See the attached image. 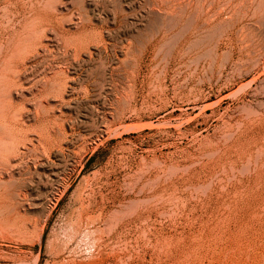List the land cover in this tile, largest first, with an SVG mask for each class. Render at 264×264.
Masks as SVG:
<instances>
[{
    "label": "rangeland",
    "instance_id": "obj_1",
    "mask_svg": "<svg viewBox=\"0 0 264 264\" xmlns=\"http://www.w3.org/2000/svg\"><path fill=\"white\" fill-rule=\"evenodd\" d=\"M178 1L0 0V264H264V0Z\"/></svg>",
    "mask_w": 264,
    "mask_h": 264
},
{
    "label": "bare ground",
    "instance_id": "obj_2",
    "mask_svg": "<svg viewBox=\"0 0 264 264\" xmlns=\"http://www.w3.org/2000/svg\"><path fill=\"white\" fill-rule=\"evenodd\" d=\"M178 1V0H177ZM168 2V1H167ZM179 2V1H178ZM163 4V3H162ZM172 6V5H171ZM151 7V6H150ZM168 8V7H167ZM117 9V8H116ZM5 10V9H4ZM163 14V13H162ZM100 18V17H99ZM85 21V20H84ZM88 21V20H87ZM50 31V30H49ZM58 36V35H57ZM57 42V41H56ZM32 43V42H31ZM73 45V44H72ZM12 54V53H11ZM12 56V55H11ZM16 56V55H15ZM1 64V63H0ZM5 64V63H4ZM15 64V63H14ZM9 68V67H8ZM5 70V69H4ZM20 71V70H19ZM69 71V70H68ZM59 72V71H58ZM62 72V71H61ZM59 74V73H58ZM62 74V73H61ZM67 76V75H66ZM55 78V77H54ZM5 80V79H4ZM49 80V79H48ZM43 81V80H42ZM10 83V82H9ZM52 83V82H51ZM60 83V82H59ZM55 84V83H53ZM59 86V85H58ZM45 87V86H44ZM55 87V86H54ZM49 88V87H48ZM51 89V88H50ZM58 89V87H57ZM48 91V90H47ZM52 91V90H51ZM55 92V91H54ZM36 95V94H35ZM45 100V99H44ZM125 103V102H124ZM123 108V107H122ZM8 121V120H7ZM14 128V127H13ZM1 130V129H0ZM1 133V132H0ZM18 135V134H17ZM6 136V135H5ZM10 136V135H9ZM1 139V137H0ZM4 139V138H3ZM1 142V141H0ZM11 143V142H10ZM3 144V143H2ZM7 144V143H6ZM4 145V144H3ZM2 147V146H0ZM3 149V148H2ZM4 151V150H3ZM2 152V151H1ZM11 157V156H10ZM4 158V157H3ZM2 164V163H1ZM5 164V163H4ZM9 171V170H8ZM29 173V172H28ZM2 174V173H1Z\"/></svg>",
    "mask_w": 264,
    "mask_h": 264
}]
</instances>
